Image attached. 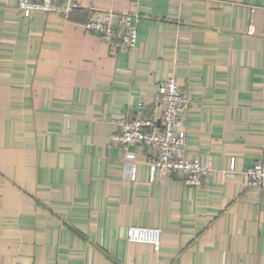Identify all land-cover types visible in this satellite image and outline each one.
<instances>
[{"label": "crops", "instance_id": "0c3cea01", "mask_svg": "<svg viewBox=\"0 0 264 264\" xmlns=\"http://www.w3.org/2000/svg\"><path fill=\"white\" fill-rule=\"evenodd\" d=\"M76 3L25 19L0 0V264H264V190L240 175L264 151V0ZM103 11L139 16L130 52L84 29ZM169 75L186 156L212 168L198 186L150 180L142 146L131 180L112 139ZM129 225L159 227V249Z\"/></svg>", "mask_w": 264, "mask_h": 264}, {"label": "built area", "instance_id": "2783aa9c", "mask_svg": "<svg viewBox=\"0 0 264 264\" xmlns=\"http://www.w3.org/2000/svg\"><path fill=\"white\" fill-rule=\"evenodd\" d=\"M16 7L23 18L35 12H57L68 16L77 8L76 0H16ZM139 16L134 13L116 14L111 11L91 13L83 27L94 32L106 43L112 56L130 52L137 38ZM190 106V99L183 93L175 76L169 75L159 84L151 106L138 104L136 112H128L112 120L117 130L112 136L124 150L131 180L135 178L136 154L130 147L146 149L144 160L148 166L150 180L159 168L166 172L179 173L182 182L188 186L200 185L212 172L210 163L199 158H187V131L184 119ZM234 164L229 168L233 173ZM240 175L247 186L264 190V151L252 165L241 170ZM127 239L133 243L150 244L159 249L161 229L156 226L129 225Z\"/></svg>", "mask_w": 264, "mask_h": 264}]
</instances>
